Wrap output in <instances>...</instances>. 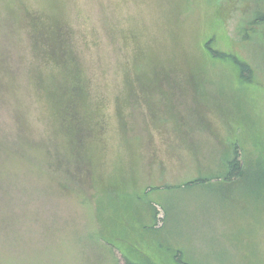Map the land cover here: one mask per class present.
Returning <instances> with one entry per match:
<instances>
[{"label": "rangeland", "instance_id": "374dc122", "mask_svg": "<svg viewBox=\"0 0 264 264\" xmlns=\"http://www.w3.org/2000/svg\"><path fill=\"white\" fill-rule=\"evenodd\" d=\"M263 13L0 0V264H264Z\"/></svg>", "mask_w": 264, "mask_h": 264}, {"label": "trees", "instance_id": "16d2710c", "mask_svg": "<svg viewBox=\"0 0 264 264\" xmlns=\"http://www.w3.org/2000/svg\"><path fill=\"white\" fill-rule=\"evenodd\" d=\"M33 18H36V17H33ZM259 21L261 22H264V13L259 17ZM33 28V26H32ZM31 28V32H32V37H33V44L37 42V38L40 39V31L38 30V27H35L34 29ZM59 34L62 33L61 29H59ZM205 48L207 50V52L214 58V59H218V60H225V61H229L231 62L237 69L238 71V76L239 78L243 81V82H249L250 79H251V73H250V70L248 69L247 65H245L244 63L240 62L239 60H237L235 57L233 56H229L227 54H224V53H219V52H216L212 49H210L208 46H207V43L205 45ZM133 66H134V69L137 67L136 65H134L133 63ZM145 72V71H144ZM143 72V70L139 73L137 72L135 77H141L143 78V76L145 75V73ZM61 84V83H60ZM61 86V85H60ZM66 85H64L65 87ZM63 95V94H60V96ZM58 115V113H57ZM238 174H241L240 173V170H239V165L238 163H234L233 166L231 167L230 169V172H229V177L230 178H233L235 175H238ZM203 182H207L205 180H203ZM193 184V182H188L186 184V186L188 185H191ZM130 264V263H129Z\"/></svg>", "mask_w": 264, "mask_h": 264}]
</instances>
